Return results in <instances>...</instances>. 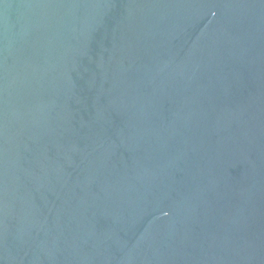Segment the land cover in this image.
Returning a JSON list of instances; mask_svg holds the SVG:
<instances>
[{
    "label": "water",
    "instance_id": "95a60500",
    "mask_svg": "<svg viewBox=\"0 0 264 264\" xmlns=\"http://www.w3.org/2000/svg\"><path fill=\"white\" fill-rule=\"evenodd\" d=\"M0 264H264V0H0Z\"/></svg>",
    "mask_w": 264,
    "mask_h": 264
}]
</instances>
